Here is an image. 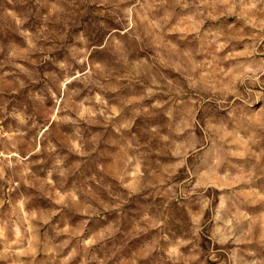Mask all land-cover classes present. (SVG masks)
Segmentation results:
<instances>
[{
	"label": "rangeland",
	"instance_id": "1",
	"mask_svg": "<svg viewBox=\"0 0 264 264\" xmlns=\"http://www.w3.org/2000/svg\"><path fill=\"white\" fill-rule=\"evenodd\" d=\"M0 264H264V0H0Z\"/></svg>",
	"mask_w": 264,
	"mask_h": 264
}]
</instances>
